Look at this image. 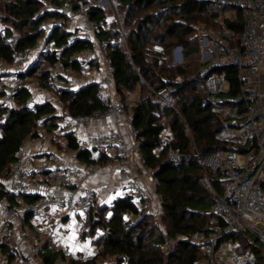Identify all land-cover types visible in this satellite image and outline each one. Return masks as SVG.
Here are the masks:
<instances>
[{
	"label": "built area",
	"instance_id": "built-area-1",
	"mask_svg": "<svg viewBox=\"0 0 264 264\" xmlns=\"http://www.w3.org/2000/svg\"><path fill=\"white\" fill-rule=\"evenodd\" d=\"M40 2L42 7L34 17L40 20L39 28L44 36L31 47L16 50L11 62L0 63V72L7 75L1 100L8 107L14 106L17 94L27 90L26 106L32 113H36L43 103L53 104L58 117L57 131L72 134L77 148H69L66 137L62 138L59 146L55 144L45 125L48 114H42L33 133L18 148L5 181L10 198L0 200V254L3 244L13 245L18 264H39L45 242H61L57 229L62 216L79 217L81 230L85 231L89 212L97 208L100 197L107 194V185H91L99 166L80 164V150L104 156L106 163L119 170L118 184L126 187L138 205L135 213L127 215L130 224L143 215H151L158 223L162 202V195L156 192L159 181L154 169L140 154L141 142L139 131L132 123L133 113L115 91L109 41L100 37L102 31L109 27V22L114 21L126 47V32L114 0ZM217 2L227 5L232 11L239 9L242 12L243 29L237 44L233 41V31L225 24L217 29L198 28L199 51L191 58L201 63L196 73L204 78L207 103L221 116L222 137L230 142L243 143L245 150L224 148L198 160L223 183L222 192L215 194L211 208L214 218L209 220L204 231L191 235H178L173 239L163 232L164 264L175 253L178 242L201 247L202 257L194 264L250 263L252 258L236 252L230 262L218 259V240L226 232L250 234L255 239L253 247L264 244V0ZM91 9L103 11L107 15L106 22L92 19L89 15ZM56 29L67 33L64 46H70L76 40L86 46L73 53L67 65L58 53L57 60L44 69L49 73L48 84H45L30 70L40 55L56 50L54 43L49 41ZM153 51L164 53L165 48L155 44ZM169 63L170 66L187 63L182 47L173 49ZM230 69L234 70L239 81L237 93L231 96ZM175 79L178 82L185 80L182 76ZM88 86L96 87V97L103 108L91 112V115L70 116L59 93L63 90L74 92ZM150 92L155 101L165 100L167 88L151 89ZM121 119H125L127 132L118 124ZM100 122H105L101 129L87 130L91 124ZM180 154L179 148L169 146L165 160L179 164ZM144 179L154 191L145 185ZM2 264H7L4 258Z\"/></svg>",
	"mask_w": 264,
	"mask_h": 264
},
{
	"label": "trees",
	"instance_id": "trees-1",
	"mask_svg": "<svg viewBox=\"0 0 264 264\" xmlns=\"http://www.w3.org/2000/svg\"><path fill=\"white\" fill-rule=\"evenodd\" d=\"M61 2L63 0H52ZM87 3L88 0H78ZM124 31L126 47L116 30V23L100 37L109 41L111 60L114 65L115 91L122 101H126V91L141 85L140 100L126 107L133 113V126L139 131L140 154L147 165L154 169L159 181L156 192L162 195L160 220L156 223L151 215H143L135 223L127 220L128 213H135L138 205L132 196L114 199L110 205H99L89 212L88 229L82 237H94L95 246L101 248L91 258L80 260L82 264H164L163 232L170 238L178 235H191L204 231L211 218L215 194H221L223 183L199 164V159L218 150H245L243 143L225 140L221 135V116L207 103L203 86L204 78L199 73L190 76L191 63L184 66H170L169 58L174 48L182 47L188 60L199 51L198 28L217 29L222 24L230 28L234 43L242 32L243 15L234 10V19L227 17L230 7L217 0H114ZM42 7L40 0H0L2 21L9 26L0 32V63L11 62L16 50H24L36 44L44 36L39 28L40 20L34 14ZM89 15L98 22H106L105 13L91 9ZM17 32V33H14ZM67 33L56 29L49 37L56 50L42 54L33 65L30 73L48 84L47 65L57 60V54L64 64L73 53L82 51L85 43L76 40L64 46ZM159 44L164 53L154 52ZM45 66V67H44ZM230 96L238 91L239 81L234 70L230 69ZM185 80L178 82L175 78ZM7 75L0 72V200L8 197L5 181L8 179L16 159L18 148L26 137L33 133L42 114L50 115L46 129L56 145L62 138L69 140V148L76 149L72 134L57 131L58 117L51 103L38 106L32 113L26 106L29 93L21 90L14 106H6L1 98L5 92ZM167 88L165 100L155 101L151 89ZM60 97L70 116L91 115L103 107L96 97V87L88 86L76 91L63 90ZM169 146L180 149L181 162L172 164L165 160ZM93 151L80 150L78 158L84 164H100L106 158L92 156ZM209 180V181H208ZM210 182V183H209ZM29 198V197H27ZM220 224L221 221H218ZM97 230L105 234L97 233ZM232 240L237 244L240 255L252 258L250 263L264 264V244L253 247L255 239L248 233L226 232L218 242ZM0 264L3 258L11 264L17 258L13 245L3 244ZM40 253L39 264H57L66 260V253L56 243L47 241ZM240 247V249H238ZM202 257L197 244L178 242L175 253L166 264H194ZM69 264H79L75 257H69Z\"/></svg>",
	"mask_w": 264,
	"mask_h": 264
},
{
	"label": "rangeland",
	"instance_id": "rangeland-1",
	"mask_svg": "<svg viewBox=\"0 0 264 264\" xmlns=\"http://www.w3.org/2000/svg\"><path fill=\"white\" fill-rule=\"evenodd\" d=\"M229 14L230 15L232 14L235 17L232 10H228L227 15ZM1 15L2 12L0 10V17ZM8 26L9 24L8 23L5 24L2 21V18H0V32L5 30ZM191 59L192 58L190 59L188 58L187 63L185 65L187 64L189 65L190 63L192 64L190 69L191 70L190 76H193L199 70V68H201V63L197 59H192V60ZM125 93L128 101L130 100V102L128 103L126 102V103L128 104V106H132L136 103V101L140 100L142 87L141 85H137L132 91H126ZM104 202L105 201H101V204H103ZM110 204L111 202L108 203L107 205ZM88 225H89V219L87 220V223L85 225V231L88 229ZM81 227H82V220L80 218H75L74 216H71L68 219L64 220L61 226L58 227L57 230L60 234L61 242L57 243V247L63 250L66 253L67 257L66 260H60L59 262H57V264H69L68 256L75 257L78 260V263L82 264L80 260L91 258L98 252L97 246H95V241H94L95 236L82 237L85 231H82ZM97 234L99 236V234L103 235L105 234V232L101 230H97L96 235ZM238 249H240V247H238ZM235 252L237 254H241L237 250L236 242H233L232 240H226L221 242V244L217 249L216 255L218 259H220V261L227 263L232 260L231 258L234 256ZM262 253L264 254V250ZM105 263L110 264L111 262H105Z\"/></svg>",
	"mask_w": 264,
	"mask_h": 264
},
{
	"label": "crops",
	"instance_id": "crops-1",
	"mask_svg": "<svg viewBox=\"0 0 264 264\" xmlns=\"http://www.w3.org/2000/svg\"><path fill=\"white\" fill-rule=\"evenodd\" d=\"M233 13H234V15H236L235 14L236 12L233 11ZM227 17L230 18L231 20L234 19V16L232 14L227 15ZM125 102L128 103V102H130V100L128 101V99H126ZM131 103H133V102H131ZM109 120L111 122H114L113 119H109ZM118 124L122 127L123 130H125L126 132L128 131L126 123H125V119H121L118 122ZM104 125H105V122L91 124L87 128V130L96 131L98 129H101ZM92 156H98V155L95 152H93ZM79 162H80V164H84L80 159H79ZM135 162H136L135 167L137 168V165H138L137 158H135ZM98 166H99V171L93 177V181H92L91 185L97 186L98 184H105L108 187L107 194L100 197L99 205H107L108 203L112 202L114 199H116L118 197H124L126 194H128L126 187L118 184L117 177L119 175V170L113 164H111V163L108 164L105 161V162H101L100 164H98ZM144 183H145V185H147V187L151 191H154L153 186L150 185V183L147 180L144 179ZM101 201H105V202L103 204H101ZM59 218H61L60 214H59ZM68 218L69 217H63L62 216L58 227L61 226L62 222ZM11 264H18V263H16L15 259H14Z\"/></svg>",
	"mask_w": 264,
	"mask_h": 264
}]
</instances>
